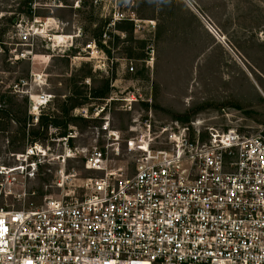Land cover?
I'll use <instances>...</instances> for the list:
<instances>
[{
    "label": "rangeland",
    "instance_id": "1",
    "mask_svg": "<svg viewBox=\"0 0 264 264\" xmlns=\"http://www.w3.org/2000/svg\"><path fill=\"white\" fill-rule=\"evenodd\" d=\"M0 40V207L79 193L94 150L128 175L163 127L264 135V0H0Z\"/></svg>",
    "mask_w": 264,
    "mask_h": 264
},
{
    "label": "built area",
    "instance_id": "2",
    "mask_svg": "<svg viewBox=\"0 0 264 264\" xmlns=\"http://www.w3.org/2000/svg\"><path fill=\"white\" fill-rule=\"evenodd\" d=\"M191 126L163 127L165 149L128 140V175L94 150L80 194L0 207V264H264V135Z\"/></svg>",
    "mask_w": 264,
    "mask_h": 264
},
{
    "label": "trees",
    "instance_id": "3",
    "mask_svg": "<svg viewBox=\"0 0 264 264\" xmlns=\"http://www.w3.org/2000/svg\"><path fill=\"white\" fill-rule=\"evenodd\" d=\"M31 0H25V3L26 2H30ZM25 14H33V15H35L34 14V12L33 11H31V9H29V8H27V11L26 12H24ZM7 21L9 22V25L10 26H14V24L16 23V21H18V19L15 17V16H12V17H9L8 19H7ZM0 45H4L3 44V41H1L0 40ZM4 96H1V98H3ZM67 126V124L65 123L64 124V127H66Z\"/></svg>",
    "mask_w": 264,
    "mask_h": 264
},
{
    "label": "bare ground",
    "instance_id": "4",
    "mask_svg": "<svg viewBox=\"0 0 264 264\" xmlns=\"http://www.w3.org/2000/svg\"><path fill=\"white\" fill-rule=\"evenodd\" d=\"M35 98L37 99L38 97H35ZM41 103H45V101H44V102H41ZM37 104H39V102H38ZM37 148H39L38 151L42 152V149H40L39 146H37ZM13 170H15V169H11V171H13ZM9 171H10V170H9Z\"/></svg>",
    "mask_w": 264,
    "mask_h": 264
}]
</instances>
